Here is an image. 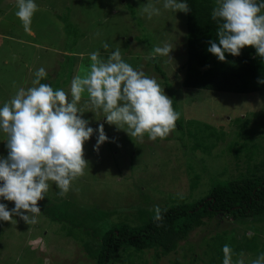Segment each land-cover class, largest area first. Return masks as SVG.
Returning a JSON list of instances; mask_svg holds the SVG:
<instances>
[{
  "label": "rangeland",
  "instance_id": "rangeland-1",
  "mask_svg": "<svg viewBox=\"0 0 264 264\" xmlns=\"http://www.w3.org/2000/svg\"><path fill=\"white\" fill-rule=\"evenodd\" d=\"M35 3L38 11L31 35L15 15L16 0H0V107L18 88L31 87L41 67L47 72L42 83L54 90L58 84L70 92L71 80L86 74L90 53L99 50L107 58L102 48L107 42L109 51L120 47L125 62L157 80L180 113L181 128L176 124L164 139L150 141L145 135L143 141L133 140L109 125L102 111L91 112L85 95L79 107L95 130L84 146L85 174L63 198L50 182L47 196L38 202L39 207L47 204L48 211L62 215V221L42 213L34 224L19 216L12 223L0 221V264H94L88 249H98L100 237L113 225L137 226L155 214L156 206L197 201L210 189L211 177L234 180L239 175L264 174V92L233 94L183 87L185 13L165 10L163 0H151L161 14L150 20L140 9L148 0ZM164 42L174 48L170 56L154 58L160 74L152 64V49ZM67 56H74L73 63ZM241 118L248 120L242 129ZM101 123L109 140L96 151ZM4 140L0 133V157L8 155ZM4 203L9 210L15 206ZM216 236L236 240L233 248L241 239L255 237L253 251L243 249L245 264H251L264 249V220L240 223L215 216L205 219L165 256L127 248L119 250L109 264H221L218 256L223 257V247L216 248Z\"/></svg>",
  "mask_w": 264,
  "mask_h": 264
},
{
  "label": "clouds",
  "instance_id": "clouds-1",
  "mask_svg": "<svg viewBox=\"0 0 264 264\" xmlns=\"http://www.w3.org/2000/svg\"><path fill=\"white\" fill-rule=\"evenodd\" d=\"M16 7V17L30 33L38 5L35 0H16ZM163 8L175 13L191 12L187 0H163ZM140 9L149 20L161 14L151 0ZM262 10L264 2L257 0H215L211 18L217 23L218 42L210 41L207 50L221 62L226 60L225 53L239 56L246 46L254 47L256 54L264 58ZM102 48L108 52L107 58H102L99 50L90 53L86 74L71 80L70 92L42 83L47 72L41 67L34 73L31 87L18 88L0 107V133L8 149V155L0 157V200L15 205L9 210L7 204L0 203V221L12 223L13 217L19 216L28 224L36 223L41 213L38 202L47 196L50 182L63 198L73 182L85 174L88 161L84 146L95 131L79 107L85 95V105L91 112L97 115L102 111L109 125L125 131L133 140L143 141L145 135L150 141L164 139L175 129L180 113L157 80L125 62L120 47L109 51V43L104 42ZM173 48L170 42L154 46L152 58L170 56ZM108 140L101 123L95 150L99 151ZM154 212V221L161 222V208L156 206ZM222 252V264H245L244 252L237 254L228 244ZM234 256L238 258L234 260ZM251 264H264V253Z\"/></svg>",
  "mask_w": 264,
  "mask_h": 264
},
{
  "label": "trees",
  "instance_id": "trees-1",
  "mask_svg": "<svg viewBox=\"0 0 264 264\" xmlns=\"http://www.w3.org/2000/svg\"><path fill=\"white\" fill-rule=\"evenodd\" d=\"M261 2L264 0H257V3ZM187 3L191 12L185 14L186 62L183 87L233 94L264 92V83L259 82L264 80V58L256 54L254 47L246 46L239 56L225 53L224 62L207 50L210 41L218 42L217 23L211 18L215 0H187ZM73 57L67 56V60L72 59L73 63ZM152 59L154 69L162 74L159 64ZM59 87L57 84L56 89ZM247 121L242 119L239 128H244ZM176 124L180 129L179 120ZM214 177L210 178V189L203 198L161 207V222L154 221V214L137 226L113 225L100 237L98 249H88L89 258H92L94 264H109L119 250L127 248L135 252L154 250L156 257L165 256L173 252L177 243L184 241L190 231L200 227L205 219L215 216H219L220 220L228 218L240 223H245L247 219L257 222L264 220V174L239 175L234 180H218ZM46 207L47 204L40 207L42 214L52 221H62V215L54 214L53 210L48 211ZM157 223L162 226L158 227ZM216 240L217 249L221 250L220 247L228 244L237 254L243 252L244 248L253 251L255 246V237L241 239L242 242H237L235 248L233 243L236 240L223 241L219 236H216ZM260 252L264 253V249ZM218 258L222 264V255Z\"/></svg>",
  "mask_w": 264,
  "mask_h": 264
},
{
  "label": "crops",
  "instance_id": "crops-1",
  "mask_svg": "<svg viewBox=\"0 0 264 264\" xmlns=\"http://www.w3.org/2000/svg\"><path fill=\"white\" fill-rule=\"evenodd\" d=\"M29 33V32H28ZM30 34L32 35V32H30Z\"/></svg>",
  "mask_w": 264,
  "mask_h": 264
}]
</instances>
